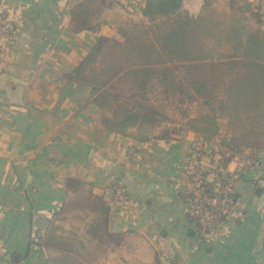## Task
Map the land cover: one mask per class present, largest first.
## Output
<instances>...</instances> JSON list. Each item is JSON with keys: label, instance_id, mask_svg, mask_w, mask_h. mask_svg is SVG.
<instances>
[{"label": "crops", "instance_id": "crops-1", "mask_svg": "<svg viewBox=\"0 0 264 264\" xmlns=\"http://www.w3.org/2000/svg\"><path fill=\"white\" fill-rule=\"evenodd\" d=\"M80 1L0 0L17 27L0 60V264H264V147L237 183L232 215L201 241L177 183L197 134L136 141L111 131L90 87L66 77L98 37L120 38L110 26L74 31ZM119 1L139 13L145 0ZM201 3L181 7L194 15Z\"/></svg>", "mask_w": 264, "mask_h": 264}, {"label": "trees", "instance_id": "trees-1", "mask_svg": "<svg viewBox=\"0 0 264 264\" xmlns=\"http://www.w3.org/2000/svg\"><path fill=\"white\" fill-rule=\"evenodd\" d=\"M120 4L82 0L71 9L74 31L110 26L120 36L98 37L66 74L90 87L101 123L136 141L192 130L257 158L264 147L260 5L202 0L193 15L182 9V0H145L139 13ZM178 195L188 200L182 189Z\"/></svg>", "mask_w": 264, "mask_h": 264}, {"label": "built area", "instance_id": "built-area-1", "mask_svg": "<svg viewBox=\"0 0 264 264\" xmlns=\"http://www.w3.org/2000/svg\"><path fill=\"white\" fill-rule=\"evenodd\" d=\"M16 35L15 19L0 5V60H3L4 50L15 43ZM230 162L234 164L232 169L228 166ZM255 164L247 151L228 149L201 136L191 140L177 183L178 188L189 195L185 202L186 215L201 241L215 234L232 213L237 201L236 198L233 202L238 192L237 183L246 167ZM112 199L123 205L128 196L118 186Z\"/></svg>", "mask_w": 264, "mask_h": 264}, {"label": "rangeland", "instance_id": "rangeland-1", "mask_svg": "<svg viewBox=\"0 0 264 264\" xmlns=\"http://www.w3.org/2000/svg\"><path fill=\"white\" fill-rule=\"evenodd\" d=\"M93 4L94 5H96V4H98V1H95V2H93ZM132 152V151H131ZM250 153V152H249ZM251 160L252 161H254V162H256V158H251ZM183 160H182V162L180 163V167H181V170H180V172L182 171V168H183ZM134 165H135V167H137V168H142V166H141V164L139 163V162H135L134 163ZM179 180V179H178ZM178 180H177V182H178ZM118 187V186H117ZM238 191V190H237ZM237 196V195H236ZM237 203V202H236ZM232 213H233V211H232ZM232 213L229 215V216H231L232 215ZM191 224H193V222H190Z\"/></svg>", "mask_w": 264, "mask_h": 264}, {"label": "water", "instance_id": "water-1", "mask_svg": "<svg viewBox=\"0 0 264 264\" xmlns=\"http://www.w3.org/2000/svg\"><path fill=\"white\" fill-rule=\"evenodd\" d=\"M262 184H263V181L260 180V181L258 182V185L260 186V185H262ZM152 186H153V183H150L148 189L151 188ZM256 191H259V189H257Z\"/></svg>", "mask_w": 264, "mask_h": 264}]
</instances>
